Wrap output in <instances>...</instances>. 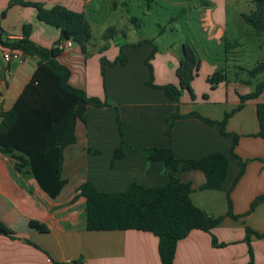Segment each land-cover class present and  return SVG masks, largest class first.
I'll return each mask as SVG.
<instances>
[{
    "label": "crops",
    "instance_id": "crops-1",
    "mask_svg": "<svg viewBox=\"0 0 264 264\" xmlns=\"http://www.w3.org/2000/svg\"><path fill=\"white\" fill-rule=\"evenodd\" d=\"M11 1L0 0V29L4 36L20 37L23 24L29 23L30 38L35 43L54 45L59 31L37 19L35 8ZM26 1L45 8L62 5L87 18L88 10H94L93 3L98 0ZM150 1L154 0H146L143 15L151 13ZM186 1L192 12L181 8V13L196 23L180 44L186 42L194 48L199 64L191 81L192 96L183 89L178 104L160 86L177 83L181 45H160L161 34H145L136 42L116 44L107 60H113L122 47L126 63L106 64L104 77L100 71V58L104 56L99 53L84 54L73 43L57 56L70 71L71 86L81 88L89 97L106 98L109 104H88L86 124L76 123V139L63 149L61 175L65 184L55 197L41 189L21 153L0 149V226L12 231V236L0 234V264H161L158 239L151 232L88 230L86 201L78 187L84 180L104 192L124 191L132 182L142 186L164 184L168 173L160 161L146 158L143 149L169 144L179 159H199L219 151L228 160L222 189H200L204 175L199 170L177 172L179 180L190 183L194 205L223 217L209 232L193 229L178 240L172 264L248 263L245 226L264 231V201L246 213L251 201L264 193V139L257 135L256 115V105L264 102V88L256 98L245 100L226 122L225 129L239 135L235 153L245 161L243 173L234 184L239 171L237 158L228 152L230 137L220 134L217 126L185 116L175 121L170 139L165 129L166 117L176 107L180 113L197 111L220 120L239 104L240 95L251 93L255 84L264 79L260 71L254 75L248 72L258 65L250 53L256 45L262 51L264 32L256 33L243 19V14L253 8L252 0ZM175 17L170 15L168 19ZM136 19L129 14V20ZM3 49L0 46V108L8 110L30 80L37 59L27 56L22 61L5 62ZM219 70L225 78L211 86L208 77ZM147 80L155 86L147 85ZM120 131L123 155L112 159L120 144ZM227 191L233 213L241 215L237 219L226 215ZM250 247L255 264H264V236H251Z\"/></svg>",
    "mask_w": 264,
    "mask_h": 264
},
{
    "label": "trees",
    "instance_id": "trees-1",
    "mask_svg": "<svg viewBox=\"0 0 264 264\" xmlns=\"http://www.w3.org/2000/svg\"><path fill=\"white\" fill-rule=\"evenodd\" d=\"M13 3L35 8L37 19L56 28L59 31V38L54 45L45 47L30 38L29 23L23 24L21 36L16 38L4 36L0 29L2 48L18 51L37 59V66L30 80L11 108L8 110L0 108V149L21 153L26 158L33 177L41 189L51 197H55L65 184V179L61 175L63 149L75 141L76 123L79 121L86 124L85 109L88 104L103 107L109 103L106 98L100 100L89 97L81 88L71 86L68 83L69 69L57 60L61 50L56 45L65 39H71L79 45L84 54H88L87 46L92 33L84 13L72 11L62 5L45 8L40 3L26 0H12L11 4ZM252 4V10L244 13L243 19L256 33H262L264 32V0H252ZM121 49L122 47L119 54L111 61L104 57L100 58L102 77L106 64L126 63ZM151 56L152 53L149 58ZM198 64L199 60L194 48L186 42L183 43L176 68L177 83L160 86L165 95L176 104L183 89L192 93L191 81L196 75ZM263 66V62H259L248 72L254 75ZM224 78L225 73L219 70L208 77V82L214 86ZM146 84L155 86L151 80H147ZM263 88L264 79L255 84L251 93L240 95L239 104L231 111L225 112L220 120L210 119L197 111L180 113L176 107L175 111L166 117L165 135L170 139L175 121L185 116H195L207 124L217 126L220 134L230 137L228 152L237 158L239 171L233 179L232 184H234L243 173L245 161L235 153L239 135L227 131L226 122L233 112L242 107L245 100L256 98ZM256 115L259 124L257 135L264 139V102L256 105ZM121 144L120 131V144L113 152L112 159L123 155ZM143 155L162 163L165 172L168 173V181L156 186H142L132 182L124 191L104 192L99 191L90 181L84 180L78 189L79 195L86 201V228L88 230L135 229L151 232L158 239L157 251L160 263L172 264L178 240L184 238L193 229L209 232L223 217L213 216L194 205L190 199V183L179 180L176 176L177 172L199 170L204 175L200 189H222L227 172V155L213 151L199 159H179L175 157L170 144L145 147ZM227 200L226 215L237 219L241 215L233 213L229 191H227ZM263 201L264 193L257 195L251 201L246 213ZM0 234L12 236V231L0 226ZM251 236L263 237L264 231L257 232L245 226L244 239L248 244L249 256L247 264H255L250 247Z\"/></svg>",
    "mask_w": 264,
    "mask_h": 264
},
{
    "label": "rangeland",
    "instance_id": "rangeland-1",
    "mask_svg": "<svg viewBox=\"0 0 264 264\" xmlns=\"http://www.w3.org/2000/svg\"><path fill=\"white\" fill-rule=\"evenodd\" d=\"M176 1L178 0L150 1L151 13L148 15L142 14L147 5L146 0H126L125 3H122L121 0L94 1V10L87 12V20L92 33V38L87 46L88 52L94 53V55L99 53L100 56L107 59L110 58L111 51L116 44L120 46L124 43L136 42L142 39L143 35L152 33L161 34L158 41L160 45L174 42L180 46L185 36L191 33L196 21L194 19L187 20L181 13V8H184L186 13L192 12L186 5L187 1L181 0L175 3ZM128 13L136 16L137 19L129 20ZM156 14L159 16L158 18ZM170 15L176 17L169 21ZM76 45L75 47H77ZM252 50L251 59L257 60V63L263 62L264 48L260 51L256 45ZM259 71L264 76V69Z\"/></svg>",
    "mask_w": 264,
    "mask_h": 264
},
{
    "label": "built area",
    "instance_id": "built-area-1",
    "mask_svg": "<svg viewBox=\"0 0 264 264\" xmlns=\"http://www.w3.org/2000/svg\"><path fill=\"white\" fill-rule=\"evenodd\" d=\"M73 41L71 39H65V40H61L59 43H57V48L59 50H64L66 48H69L73 45ZM25 57V55L21 54L18 51H13L10 50L8 48H4L2 51V58L5 62H9L10 60H18V61H22ZM82 264H86V263H82Z\"/></svg>",
    "mask_w": 264,
    "mask_h": 264
}]
</instances>
